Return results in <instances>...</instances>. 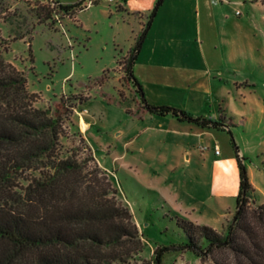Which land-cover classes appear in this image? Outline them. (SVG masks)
<instances>
[{
	"label": "rangeland",
	"instance_id": "obj_1",
	"mask_svg": "<svg viewBox=\"0 0 264 264\" xmlns=\"http://www.w3.org/2000/svg\"><path fill=\"white\" fill-rule=\"evenodd\" d=\"M229 1L218 16L222 60L213 70L204 114L217 117L222 112L230 119L235 147L227 130L196 127L169 114L138 117L125 112L124 106L136 109L137 97L120 64L137 26L131 14L147 10L151 0H125L129 19L115 0H82L74 16L46 0H0L3 57L25 73L28 89L37 95L34 106H51L61 96L74 105L64 120L61 150L73 151L78 158L91 153L132 213L142 248L126 264H155L156 247L185 241L173 217L179 213L171 203L174 190L210 198V211L218 209L211 183L200 184L205 177L199 174L203 156L212 162L214 145L220 152L217 158L238 149L257 189L253 200L258 195L264 202V7L259 0ZM43 7L55 13L43 20ZM103 72V78L93 82ZM80 97L85 100L78 102ZM81 120L88 126L83 128ZM184 147L193 152L188 167ZM223 206L231 216L235 198L226 196ZM224 220L211 222L224 232ZM160 264L214 263L189 250L171 249L163 253Z\"/></svg>",
	"mask_w": 264,
	"mask_h": 264
},
{
	"label": "trees",
	"instance_id": "obj_2",
	"mask_svg": "<svg viewBox=\"0 0 264 264\" xmlns=\"http://www.w3.org/2000/svg\"><path fill=\"white\" fill-rule=\"evenodd\" d=\"M162 1H156L120 63L137 95L136 109L124 106L125 112L138 117L169 114L200 128L227 130L235 147L230 119L222 112L217 117L193 114L146 99L133 65ZM259 1L264 7V0ZM46 2L57 4L68 16L82 9V0ZM43 11L39 15L43 20L55 13L52 8L43 7ZM104 73L93 82L100 81ZM36 96L27 87L25 73L0 52V264H126L142 248L131 211L91 153L78 158L73 151L64 154L61 150L64 120L69 119L74 105L61 96L51 106L40 108L33 104ZM235 158L239 189L226 230L216 231L174 213L186 239L156 247L155 264L171 249L189 250L202 259L210 257L214 264H264V202L253 200L255 188L245 157L237 148Z\"/></svg>",
	"mask_w": 264,
	"mask_h": 264
},
{
	"label": "crops",
	"instance_id": "obj_3",
	"mask_svg": "<svg viewBox=\"0 0 264 264\" xmlns=\"http://www.w3.org/2000/svg\"><path fill=\"white\" fill-rule=\"evenodd\" d=\"M156 1L151 0L149 8L144 12L137 10L136 13L131 14L137 26L132 30L130 46L136 34L144 26L145 18ZM115 3L129 19L130 14L126 9L125 0H115ZM223 3L232 2L229 0L162 1L133 65V73L150 103L172 104L193 114L206 112L212 73L222 60L218 42L223 41V38L218 16ZM225 118L228 119L226 115ZM84 123L88 126L87 122ZM215 154L214 151L212 162L207 157H202L199 174L205 177L200 184L210 182L212 185L216 196L214 200L218 205L216 211H210V198L194 196L177 189L170 197L179 215L196 223L208 224L219 231L211 221L223 217L225 219L221 223L223 228L232 218L234 211L231 216H227L223 212L225 211L223 202L228 195L236 198L239 189V170L235 153L226 158H217ZM192 155V150L184 147L185 166L190 165ZM184 173L185 171L183 175ZM183 175L181 179L186 183V179L182 178ZM249 180L257 194L255 185L251 179ZM255 196V203H263L258 199V195Z\"/></svg>",
	"mask_w": 264,
	"mask_h": 264
},
{
	"label": "built area",
	"instance_id": "obj_4",
	"mask_svg": "<svg viewBox=\"0 0 264 264\" xmlns=\"http://www.w3.org/2000/svg\"><path fill=\"white\" fill-rule=\"evenodd\" d=\"M94 1H96V0H93V3H94ZM212 1H214V0H212ZM90 3H92V1H91ZM235 12H236L237 14H239V10H236ZM214 151H215L216 154L219 153V150H218V148H217L216 145H214Z\"/></svg>",
	"mask_w": 264,
	"mask_h": 264
},
{
	"label": "bare ground",
	"instance_id": "obj_5",
	"mask_svg": "<svg viewBox=\"0 0 264 264\" xmlns=\"http://www.w3.org/2000/svg\"><path fill=\"white\" fill-rule=\"evenodd\" d=\"M80 123H81V126H82V127H86V126H87V125L84 123V121H83V120H81V122H80Z\"/></svg>",
	"mask_w": 264,
	"mask_h": 264
}]
</instances>
